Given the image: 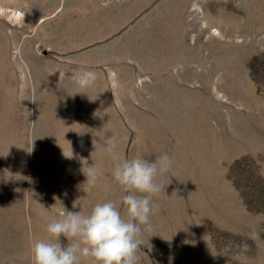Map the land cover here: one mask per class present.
Wrapping results in <instances>:
<instances>
[{
  "label": "rangeland",
  "instance_id": "374dc122",
  "mask_svg": "<svg viewBox=\"0 0 264 264\" xmlns=\"http://www.w3.org/2000/svg\"><path fill=\"white\" fill-rule=\"evenodd\" d=\"M87 71L97 78L80 88ZM163 154L173 165L137 264L193 256L184 237L206 233L188 209L209 178L233 184L244 156L234 180L264 204L250 196L264 191L251 179L258 168L264 180V0H0V264H31L32 243L66 211L112 201L123 215L115 163ZM204 225L217 249L249 248Z\"/></svg>",
  "mask_w": 264,
  "mask_h": 264
},
{
  "label": "clouds",
  "instance_id": "9594fccd",
  "mask_svg": "<svg viewBox=\"0 0 264 264\" xmlns=\"http://www.w3.org/2000/svg\"><path fill=\"white\" fill-rule=\"evenodd\" d=\"M96 78L93 71H87L78 79V86L88 88ZM105 145V152L112 154L115 139L107 138ZM172 165L167 154L152 161L134 157L116 162L112 177L125 193L124 214L112 201L95 204L86 216L78 211H66L62 218L47 225L46 240L32 243L31 264H79L81 256L90 258L91 264H137L142 226L149 224L153 196L161 190L157 178L168 173ZM85 175L88 183L94 185L97 170L89 167ZM62 238L70 243L65 246Z\"/></svg>",
  "mask_w": 264,
  "mask_h": 264
},
{
  "label": "crops",
  "instance_id": "0c3cea01",
  "mask_svg": "<svg viewBox=\"0 0 264 264\" xmlns=\"http://www.w3.org/2000/svg\"><path fill=\"white\" fill-rule=\"evenodd\" d=\"M188 62L191 64L192 61L188 60ZM198 64L203 66L201 61ZM240 121L235 120L234 124L240 126L243 123ZM206 124L204 121H199L195 127L203 128ZM193 142L194 140L188 139V147L194 148ZM224 177L225 174L219 176L221 181L215 178L208 179L210 183L208 187L201 189L199 195H196L195 201L199 202L198 209L189 205L188 212L191 217L201 220L199 223L204 226L206 235L193 234L184 237L183 249L193 256L183 264H264V213L250 212L234 183L225 180ZM204 223L209 224L208 226L213 230L226 232L236 240L247 242L249 248L233 251L217 249L214 245L216 239L209 235L208 227Z\"/></svg>",
  "mask_w": 264,
  "mask_h": 264
},
{
  "label": "trees",
  "instance_id": "16d2710c",
  "mask_svg": "<svg viewBox=\"0 0 264 264\" xmlns=\"http://www.w3.org/2000/svg\"><path fill=\"white\" fill-rule=\"evenodd\" d=\"M251 66V65H250ZM253 66H251V69H252ZM250 69V70H251ZM249 159H252L250 156H244L238 160H236L233 165H232V168H231V179L233 180V183L234 185L237 187V189L239 190V192L241 193L242 197L244 198L245 202H246V206L248 208V210L250 212H256V213H264V204L262 206H254L253 205V202L254 201H249L247 202L246 199H247V194H245L243 191H241L237 185V182L234 180V172L236 170V168H239L240 165L245 162L246 160H249ZM254 161V160H253ZM257 170L258 168H255V170L253 171V176L251 179L253 180H256L257 182H259V184H262L264 185V180H262L260 178V176L258 175L257 173ZM261 190H258V189H254V192H252L250 194V196L254 199V200H259L260 202L264 200V191H261ZM264 202V201H263ZM211 232H217L216 230H211Z\"/></svg>",
  "mask_w": 264,
  "mask_h": 264
}]
</instances>
